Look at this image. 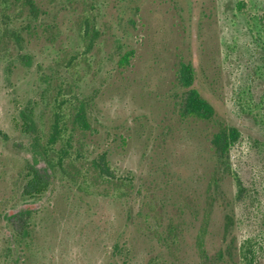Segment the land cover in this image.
I'll use <instances>...</instances> for the list:
<instances>
[{"label":"rangeland","instance_id":"rangeland-1","mask_svg":"<svg viewBox=\"0 0 264 264\" xmlns=\"http://www.w3.org/2000/svg\"><path fill=\"white\" fill-rule=\"evenodd\" d=\"M60 1L41 0L45 16L58 23L61 34L53 43L44 37L33 40L31 64L19 62L11 42H0V264H114L116 242H128L132 264H165L150 262L159 249L141 229L137 209L129 219L131 207L125 201L81 197L60 182L51 196L34 205L39 209L33 215L31 237L18 253L8 248L11 221L5 213L26 205L18 200L26 152L14 125L19 119L17 105L39 98L42 77L61 78L63 68L57 71L55 60L62 51H72L77 40L81 5L74 10L61 7ZM142 4L139 35H132L126 46L135 49L128 65L117 66L120 57L112 54L114 35H122L117 31L121 9L113 3L100 11L109 29L83 80L88 94L96 89L92 148L95 153L107 148L105 132L113 131L119 141L112 161L119 174L133 172L146 195L166 200L173 215L178 205L189 202L193 212L186 215L182 264H201L196 237L205 209L210 212L207 248L210 252L220 248L223 205L228 201L235 210L238 243L253 239L256 264H264V0ZM160 29L163 32L157 34ZM189 59L196 63L197 88L217 116L240 131L230 149V170L216 174L218 187L213 182L219 168L210 140L213 129L206 123H179L174 114L176 79L181 63ZM38 167L46 171L47 164L41 161Z\"/></svg>","mask_w":264,"mask_h":264},{"label":"trees","instance_id":"trees-1","mask_svg":"<svg viewBox=\"0 0 264 264\" xmlns=\"http://www.w3.org/2000/svg\"><path fill=\"white\" fill-rule=\"evenodd\" d=\"M113 3L121 9L117 16V31L122 35H114L115 51L112 54L120 57L118 63L115 62L117 66L128 65L135 49H126V46L132 35H139L137 17L141 16L143 0H62L60 4L61 7H71L74 10L81 5L76 20L77 40L72 51H62L55 60L57 71L63 68L59 78L62 79L61 83H54L59 79L53 80L49 75L41 76L39 98L17 105L19 119L15 120L14 125L24 138L21 148L26 152L23 155L25 164L20 172L18 200L25 201L26 205L5 213L4 218L9 223L11 221L8 240L12 248H8L18 253L31 237L33 215L39 209H35L34 205L43 197L51 196L54 193V184L60 182L81 197L111 196L125 201L131 207L128 210L129 219L133 218V212L137 209L136 215L141 218V229L156 242L159 249L157 256L151 257L150 262L161 260L165 264H182L186 215L190 210L193 212L189 202L178 205L173 215L174 212L167 209L166 200L146 195L142 184H137L133 172L119 174L112 161L115 144L119 141L113 131L105 132L107 148L97 153L92 148L90 137L94 127L91 113L93 111L94 114L96 89L93 92L89 90L88 94L83 89V80L89 77L90 69L86 68L92 67V57L98 54L95 52L97 47L101 51V44L109 29L100 11ZM46 14L48 12L43 10L41 0H0V42H11L15 46L20 63H32L29 44L37 37H44L49 43L59 38L61 31L58 23H53ZM112 29L111 27L109 31ZM162 32L161 29L157 30V34ZM7 63V70L13 68L10 61ZM78 67H85L82 68L85 71ZM197 75L195 62L189 59L181 63L174 88V114L179 123H206L213 129L211 146L219 162L213 182L218 187L220 179L216 174L220 169L222 173L230 170V149L239 139L240 131L217 116L212 103L196 86ZM49 77L51 80H48ZM40 110L41 114L38 115ZM46 111V121H42V114ZM41 161L46 162V171L38 167ZM215 191L217 193V188ZM223 206V242L214 252L207 248L210 212L205 209L204 221L196 237L201 264H256L258 256L253 239L246 238L238 243L234 206L229 201ZM127 243H115L111 258L114 264H132L133 249Z\"/></svg>","mask_w":264,"mask_h":264}]
</instances>
